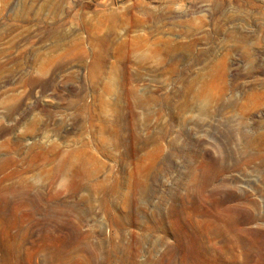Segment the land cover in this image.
Segmentation results:
<instances>
[{
	"label": "rangeland",
	"instance_id": "1",
	"mask_svg": "<svg viewBox=\"0 0 264 264\" xmlns=\"http://www.w3.org/2000/svg\"><path fill=\"white\" fill-rule=\"evenodd\" d=\"M0 264H264V0H0Z\"/></svg>",
	"mask_w": 264,
	"mask_h": 264
},
{
	"label": "bare ground",
	"instance_id": "2",
	"mask_svg": "<svg viewBox=\"0 0 264 264\" xmlns=\"http://www.w3.org/2000/svg\"><path fill=\"white\" fill-rule=\"evenodd\" d=\"M84 169H85V168H84ZM84 169H83V170H84ZM50 179H51V178H50ZM53 180H54V179H53Z\"/></svg>",
	"mask_w": 264,
	"mask_h": 264
}]
</instances>
